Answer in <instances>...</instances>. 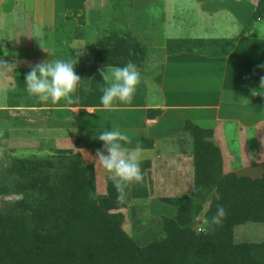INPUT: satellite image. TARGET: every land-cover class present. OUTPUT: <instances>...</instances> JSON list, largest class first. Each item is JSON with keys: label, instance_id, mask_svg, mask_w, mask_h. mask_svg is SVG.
Returning <instances> with one entry per match:
<instances>
[{"label": "trees", "instance_id": "trees-1", "mask_svg": "<svg viewBox=\"0 0 264 264\" xmlns=\"http://www.w3.org/2000/svg\"><path fill=\"white\" fill-rule=\"evenodd\" d=\"M260 18H264V0L258 1L250 23ZM233 46L234 40L169 39L158 49H148L131 33L111 32L93 55L77 57L75 71L82 81L79 87H86L99 68L122 67L131 61L149 75L164 55L206 47L210 56L224 57ZM77 94L78 89L71 106H76ZM254 129L256 141L264 124ZM183 130L192 141V191L160 200L175 214L162 218L163 235L144 246L123 230V210L140 196L136 182L118 199L112 180L99 184L93 166L69 150L57 154V162L13 158L10 174L18 181L0 187V198H11L0 213V264H264V241H235L237 227L264 225V171L259 178L234 171L235 164L264 167V147L258 145L259 150L251 152L245 143L237 158L225 161L224 149L215 138L217 130L188 121ZM147 170L141 168L144 178ZM218 206L227 214L216 225L211 221ZM202 213L208 226L196 232Z\"/></svg>", "mask_w": 264, "mask_h": 264}, {"label": "crops", "instance_id": "crops-1", "mask_svg": "<svg viewBox=\"0 0 264 264\" xmlns=\"http://www.w3.org/2000/svg\"><path fill=\"white\" fill-rule=\"evenodd\" d=\"M17 1L0 0V10L13 18ZM151 1L133 0V6L145 7L151 5ZM195 1L196 5L191 1L188 6H183L180 16L166 14L167 5L164 4L161 21L160 18L158 20L164 32V42L169 39L234 40L232 50L224 57L210 56L205 50L197 49L164 55L157 69L149 75H144L139 69L141 82L132 102L113 101L110 109L104 108L100 102L103 89L108 86L100 75L105 68L97 69L88 85L78 88L76 106L67 104L63 99L53 104L50 100L41 102L30 96L24 84L26 75L42 63L43 54L47 52H30L24 55L26 58L21 56L17 59L11 57L8 49L0 51V62L5 64L0 65V165L12 156L49 157L61 149L78 155L84 164L96 165L98 150L105 151L107 155L96 136L101 130L118 128L131 136L130 149L135 150L139 146L141 168H149L154 175L155 169L165 170L161 167L169 162L177 178L181 175L180 168H187L185 173L190 188L193 183L192 141L183 130L185 122L212 130H217L221 124L244 130L264 124V36L258 37L253 27L245 31L247 25L232 37L221 35L219 24L214 22L215 18H219L220 8L210 7L217 2ZM62 2L53 0V15L79 11L87 13L86 18L93 15L89 0H83L82 7L72 10L64 0L63 10L60 11ZM29 10H24L27 14L20 31L16 29L13 33L12 25L1 27V46L38 45L39 39L45 36L43 30L49 31L51 25L46 28L32 17L31 20L27 18L33 12L31 7ZM138 28L136 34L141 36L142 41L150 42L155 37L150 31ZM153 42L154 39L151 44ZM258 168H261L260 173L251 178L261 177L264 167H253L256 172H259ZM250 171H253L252 168L247 166L237 175L250 177Z\"/></svg>", "mask_w": 264, "mask_h": 264}, {"label": "rangeland", "instance_id": "rangeland-1", "mask_svg": "<svg viewBox=\"0 0 264 264\" xmlns=\"http://www.w3.org/2000/svg\"><path fill=\"white\" fill-rule=\"evenodd\" d=\"M66 1L70 8L69 10H72L74 7H82L83 3V0ZM191 1L196 5L195 0H168L166 3L164 0H153L151 1V5L147 4L145 7L140 8L133 6V0H89V6L93 11V15L90 18H86L87 13L85 15L84 11L71 14L69 12H58L53 15V12H51L53 0H18L17 6L14 7L16 3L13 5L15 9L13 10V18L3 14L0 10V29L5 26L9 28V26L12 25L13 33L16 29L20 31V28H22V25L25 23L24 16L27 14L24 10L30 11V7L33 12H30L31 14L27 18L31 20L32 17L35 22H41V25H45L46 28L51 25V28L49 31L43 30L45 36L39 39L42 44L38 41V45L27 43L21 45H0V51L2 53L4 49H8V51L12 53L11 57L18 59L21 56L26 58L24 55L30 52L41 53L44 50V52L47 53L43 54L42 58L44 60L42 63L51 61V59L77 58L79 55L83 54L93 55L96 51L101 49L103 46V39L111 32H115L119 35L131 33L142 43L144 42L143 44L148 49H158V47L164 44V32L158 25L159 18L161 21L164 4L167 5L166 14L180 16V11H182L183 6H188ZM214 1L217 2V4H211L210 7L213 9H216V7L220 8L219 18H215L214 22L219 24L221 35L232 37L231 35L237 34L240 29L241 31L244 30V26L246 25L245 31L248 28L251 30L252 27L256 31V25L260 21L254 25H249L250 22L247 23V19L254 10L257 0ZM64 3V0L60 3V11L63 10ZM94 10L97 13L95 12L94 14ZM138 27L145 31H150L155 36H153L154 45L151 44L153 39L150 42L144 39L142 41L141 36L136 34L139 32ZM259 36H264V33L259 34ZM0 37H3V33L1 32ZM18 40H20V38ZM23 40L26 42L25 38ZM204 50L208 51L206 47ZM34 58H36L35 55ZM45 58L48 59L45 60ZM216 135L215 138L217 142H219L220 146L224 149L223 155L225 161H229L230 158H237L239 148L244 147L245 143L247 147L250 148L251 152H257V150H259L258 145L259 148L261 145L264 147V132H258L259 136H257V140L255 141L254 128L245 129L244 132H241L237 127H227L221 124L217 128ZM64 151L65 149H61L59 151L60 153H55L54 156L49 157H43L42 155L37 156V159H49L57 162L59 160L57 154H66ZM64 156L65 155L61 157ZM13 158V156L10 160L6 158V163L2 162V165H0V187L8 186L18 181V178L10 174ZM24 158L35 160L36 157L25 156ZM66 158L67 157L64 158V161H66ZM96 163V165H88L93 166L98 183L104 186L105 182L110 179V174L106 172L99 162ZM168 163L161 167L165 168V170H160L159 168L155 169L154 175H152L151 170H147V177L142 181L144 183L142 185H140L141 182L135 183V186L140 190L139 198L132 199L123 210V230L138 246H144L150 242L157 241L163 235L161 230L162 218H169L175 214V209L172 206L162 203L160 200L162 198L188 194L192 191V185L189 188L187 180L188 175L185 173L187 168H180L181 175L177 178L176 173H174V167ZM235 165H237L235 169L233 167H230V169H234L236 173L247 168H241L238 164ZM249 167L253 170L248 172L250 177H255L260 173L261 168H258L259 172H256V170L253 169L254 165ZM245 173L247 174V172ZM143 175L146 174L143 173ZM145 195H148V197ZM10 200L11 198L7 197L0 198V213L5 210ZM206 208L207 204H205L204 209ZM202 215L203 213L199 216L198 224H196L194 228L196 232H204L208 226ZM235 241H264V225L247 224L237 227L235 230Z\"/></svg>", "mask_w": 264, "mask_h": 264}, {"label": "clouds", "instance_id": "clouds-1", "mask_svg": "<svg viewBox=\"0 0 264 264\" xmlns=\"http://www.w3.org/2000/svg\"><path fill=\"white\" fill-rule=\"evenodd\" d=\"M256 33H264V18L256 25ZM77 58L56 59L36 65L24 79L25 91L41 102L49 100L55 104L63 99L67 104L76 100V92L81 78L75 71ZM0 65H5L0 62ZM102 80L107 83L100 98L106 109L113 107V101L131 103L141 82V72L133 62L124 66H108L100 72ZM96 138L102 142L105 151L98 150V162L110 174L118 199H123L125 189L131 182H142L144 177L139 163L140 148H129L131 136L118 128L101 130ZM226 209L218 206L212 223L219 225L226 216Z\"/></svg>", "mask_w": 264, "mask_h": 264}]
</instances>
